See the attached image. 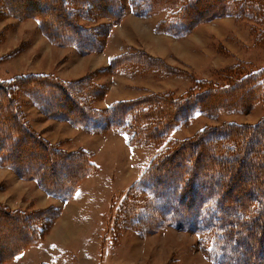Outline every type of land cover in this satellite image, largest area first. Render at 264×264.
Returning a JSON list of instances; mask_svg holds the SVG:
<instances>
[{
  "label": "trees",
  "instance_id": "trees-1",
  "mask_svg": "<svg viewBox=\"0 0 264 264\" xmlns=\"http://www.w3.org/2000/svg\"><path fill=\"white\" fill-rule=\"evenodd\" d=\"M3 2L11 12L38 20L42 32L54 43L75 45L83 53L98 51L101 45L92 35L96 27L82 25L77 14L87 19L92 14L95 18L103 16L115 21L124 14L122 0ZM142 8L136 14L168 10V17L159 21L157 30L175 36L220 16L253 19L260 26L256 42L264 46V0H144ZM126 56L131 57L126 54L112 58L111 67L118 69L117 60L130 63L131 59ZM162 69L171 72L168 66ZM24 77L14 82L0 80V119L4 122L0 124V163L62 199L71 198L81 179L91 175L96 165L85 150L65 152L34 133L22 118L18 104L12 102L9 84L24 87L21 84L24 81L32 90V97L38 98L41 105L47 103L46 113L89 129L98 127L99 132L108 128L122 130L129 118L135 130L130 142L157 143L197 111L211 115L246 112L255 103L264 102V68L247 72L236 65L226 71L224 85H207L182 98L166 94L119 100L102 111L90 105L82 108L81 104L90 102L89 99L83 98L81 103L79 95L76 98L75 91H71L84 85L81 89L86 94L92 92L86 88L90 83L88 78L62 80L56 75L44 74ZM27 141L33 145L25 144ZM129 190L130 194L125 197L129 203L119 206L115 228L118 222L124 225V221L133 227L127 221L132 220L142 227L140 232L147 233L171 224L209 235L210 253L216 264H264V118L253 124L225 122L205 126L191 138L173 141L164 154L146 166ZM133 190L144 194L134 214L129 206ZM49 208L28 214L23 210L9 211L0 205L1 219H9L17 226L13 233L0 235V262L37 240L35 236L42 228L39 229L41 226L35 220L29 222V217L46 215ZM52 211L47 227L58 209L53 207ZM26 222L31 225L29 229ZM13 234H17V239L5 248L4 239Z\"/></svg>",
  "mask_w": 264,
  "mask_h": 264
},
{
  "label": "rangeland",
  "instance_id": "rangeland-1",
  "mask_svg": "<svg viewBox=\"0 0 264 264\" xmlns=\"http://www.w3.org/2000/svg\"><path fill=\"white\" fill-rule=\"evenodd\" d=\"M122 5L124 14L116 21L103 16L95 18L91 11H88L91 14L89 19L77 14L78 22L82 25L96 27L93 28L92 35L100 41L99 45H101L98 51L83 53L75 45L54 43L42 32L38 20L32 16H23V13L18 15V13L11 12L3 0H0V80L14 82L20 80V77L25 78L24 76L54 75L55 72L58 78L60 75L65 78H88L87 81L90 80V83L86 88L92 92L86 94L81 89L84 85H79V90L72 88L71 91H75L76 98L79 95L78 101L81 103L84 99H89L90 102L85 101L81 104L82 108H89L90 105L93 109L102 111L107 108L102 104V100L107 96L108 85L110 86L108 98L139 93L138 96L130 99L166 94L170 97L182 98L207 85L210 87L224 85L226 82L225 73L231 66L242 67L247 72L264 68V46L256 42L260 26L253 19H240L232 15L220 16L200 22L189 32L175 36L157 30L159 21L169 15L168 10L165 9V12L164 9H160L148 15H139L136 13L143 9L144 0H122ZM167 34L172 37L166 36ZM126 54L131 55V57L126 56L131 59L130 63H126V65L122 63V60H117L118 69L114 66L111 67L112 58ZM141 54L145 59L140 57ZM107 57H110L108 62L105 59ZM133 62L137 64H131ZM164 66L170 67L171 72L166 73L162 69ZM47 71H53V73ZM113 74L133 76L145 84H137L135 87L125 86L120 81L112 79ZM109 78L111 79L109 80ZM21 84L24 87H19L16 83L9 84L12 93L11 100L16 102V105L18 104L20 114L31 130L62 151H80L83 148L88 152L91 162L96 165H94L95 171L86 177L95 175L97 177L99 174L108 179L104 189L106 190L104 202H107L105 217L108 225L100 242L99 250L100 254H103L101 257L103 262L101 261L99 264H216L214 256L210 253L209 235L177 228L171 224H166L152 232L142 233L140 232L142 227H138L139 224L132 220L127 221L132 223L133 227L126 225V221H124V225L118 222L117 228L114 227V221L119 206L123 202L129 203V199L127 200L125 197L130 191V186L134 183L131 181L137 173L143 172L154 158L164 154L173 141L191 138L205 126H216L225 122L256 123L264 118V102L255 103L246 112L225 111L211 115L197 111L188 121H183L172 128L157 143H148L142 139H140L142 141L130 142L135 130L129 118L122 130L108 128L104 132H99L98 127L89 129V127L71 123L75 127L82 126L85 130L96 132L97 137L83 133L85 130L82 128L83 130L76 136L67 140L66 137L60 136L63 134L72 136L74 132L65 123V119L46 113L47 103L43 101L44 103L41 105L38 98L36 101L31 96L32 90L29 86L24 81ZM117 92L118 94H116ZM93 95L94 97H92ZM0 124H4L1 119ZM56 138L63 139L56 141ZM27 142L25 144L33 145L32 142ZM8 175H11L13 179L9 189H13L15 180L21 177H18L13 168L0 163V192L9 184V179H6ZM118 176H121L122 180L120 182L119 179V183L116 181ZM24 181L27 185L26 192L34 187H36L35 192H39L41 187L33 179ZM141 197H144L143 193L136 190L131 192L129 206L133 210V214L138 208V203L142 202ZM55 198L58 203L65 200L62 198L59 200V197L56 196ZM146 202L149 203V198ZM46 204L47 202H44V205ZM0 205L5 206L1 201ZM47 207H50V211L46 212V215L29 217V222L36 221L42 231H38L35 242L24 248L39 242L35 248L34 246L31 248V251L44 252L48 250L47 245L40 241L48 234L50 227L48 226V228L47 224L53 213L52 208L58 209V207L55 205ZM42 209L25 208L21 212L34 214ZM8 210L11 211V207H8ZM58 213H60L59 210ZM102 213L103 210L97 215V219H102ZM1 218L2 216H0ZM0 222V235L8 232L13 233L17 228L15 223L9 219L7 221L1 219ZM26 226L29 229L31 225L26 222ZM34 227L36 228V226ZM46 227L47 230H45ZM15 236L17 234L8 235L4 239L5 248H9ZM89 236H92L93 239L94 232L89 233ZM94 239L92 243L87 239L90 245H94ZM0 241H2L1 236ZM85 246L83 243H78L79 249L83 248L86 251ZM32 254L33 256L29 258L31 264L33 259L39 258L37 253ZM63 255L68 259L69 264H78L75 251L71 247H64ZM15 256L3 263L0 262V264H7Z\"/></svg>",
  "mask_w": 264,
  "mask_h": 264
},
{
  "label": "crops",
  "instance_id": "crops-1",
  "mask_svg": "<svg viewBox=\"0 0 264 264\" xmlns=\"http://www.w3.org/2000/svg\"><path fill=\"white\" fill-rule=\"evenodd\" d=\"M139 17L142 18V16ZM153 33H155L154 30ZM166 36L172 37L168 34ZM110 57L112 58L113 56ZM110 57L105 58L107 62ZM47 72L53 73V71H47ZM53 74L56 75L57 73L55 72ZM59 78L62 80L78 79V78H68V77L65 78V76L62 75H60ZM111 78L116 81H120V83L122 85L125 84V86L132 85L135 87L137 84L138 85L145 84L143 83V81H139L137 78L133 76L113 74ZM111 78H109V80ZM109 87L110 86L108 85V89H107L108 91L106 94L107 96H109V90H110ZM116 94H118V92ZM139 94L136 95L127 94L126 96H118L115 98H111V97L108 98L106 96L102 100V104L107 107L115 101L130 99L133 98L134 96H138ZM65 121L64 122L71 127L74 133L72 136L63 134L60 137H66V139L69 140L72 137L76 136V134H78L83 129L85 130V128H83L82 126L75 127V125H71L69 121L67 120ZM83 133H87L89 136L90 135L96 136L95 135L96 132L93 133V131L90 130H85V132ZM62 139L63 138H58V139L56 138L55 140L59 141ZM83 147L87 148L86 146ZM141 173L142 172H140L139 174L137 173V175L134 177L131 183L134 182L136 179H138ZM95 176L86 177L82 182H80V184L76 188L74 195L71 198L61 200L62 202L58 203L55 196L48 194L40 187H38L40 188L38 193L35 192L34 189L36 187L34 186L33 189L26 192L27 185H26V181L24 180L27 179L24 178L15 180L12 186L13 189H9L11 186V181H13V179L11 175H8L6 179H9V184L6 185L4 189H2V191L0 192V201L2 204H5L6 207L7 206L11 207L12 210L13 209L24 210L25 208L44 209V207H47L48 205L49 206L55 205L56 207H58L60 213H58V215L52 220V224L50 225L48 234H46V236L42 239V241H40V242H44L47 245L48 250L44 252L31 251V248L33 246L35 248L39 244V242H37L36 244L24 248L7 264H31L29 263V258L33 256L32 253H37L39 257L37 260L33 259L32 264H69L68 259L65 258L63 255L64 247H71L75 251V255L77 256L78 259V264H89V263L99 264L101 263V261L103 262V259H101L103 254L102 253L100 254L99 249H100L101 238L103 236V233L106 231L108 225L105 217V213L107 210L106 208L107 202H104V196H105L104 193H106V190L104 189H105V184L107 183L106 181H108V179H105V177H102L99 174L97 177ZM120 178L121 176H118L116 179L118 183ZM109 181H111L110 178ZM121 181L122 180L120 179V182ZM44 202H47V204L44 205ZM102 210H103L101 216L102 219L101 218L97 219V215ZM91 232H94L95 237H98L96 240L94 239L95 237L93 238L94 245L89 244V241L92 243L93 240L92 239L93 235L91 237L89 236V233ZM85 234L86 236H84ZM99 236H100V240H99ZM78 243H83L84 245H86L85 246L86 251L83 248L79 249Z\"/></svg>",
  "mask_w": 264,
  "mask_h": 264
}]
</instances>
